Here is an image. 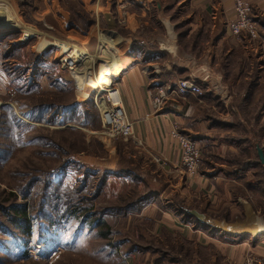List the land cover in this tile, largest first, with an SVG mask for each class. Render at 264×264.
Wrapping results in <instances>:
<instances>
[{"label":"rangeland","instance_id":"1","mask_svg":"<svg viewBox=\"0 0 264 264\" xmlns=\"http://www.w3.org/2000/svg\"><path fill=\"white\" fill-rule=\"evenodd\" d=\"M35 1L44 0H0L1 8L13 11L17 18L15 24L17 27H9L0 22V28L9 27L0 31L1 71L7 81L5 90L0 87V117L5 115L7 117L5 120L7 122L10 120L9 112L6 114V111L5 113L2 111L3 106L10 105L24 121L23 125L16 128L13 125L6 139L0 137V153L5 149L10 150L8 157L0 160V264H246L248 259L264 261L258 254L260 251H255L256 248L263 251L264 232L254 236L249 231L237 235L220 231L221 235L243 236L241 239H225L213 235V230L216 229L199 226L198 221L188 214L194 210L227 223L251 221L252 216L254 220L250 223L251 227H264V168L258 167L253 171L256 173L254 179L248 177L238 179L229 172H225L224 176L222 170L225 168V171L232 169L243 172L248 168H255L256 163L261 164L257 152L253 154L252 150L239 148L228 153L229 159H225V163L215 158L211 160L213 166L208 168L210 174L221 176L220 181L216 182L214 179L210 182L214 189L209 193L198 188H189L185 176L179 173H167L163 169L152 168L150 164L144 168L140 159L124 157L127 166L136 170V178L107 179L102 193L95 200L91 194L92 190L83 185L84 177L97 170H106L82 163L80 168H69L64 171L66 163L77 161V157L107 159L112 150L111 146L122 147L121 141L124 140L108 141L101 136L102 123L98 109L96 111L100 118L96 119L95 123L91 121V129L80 127L60 131L58 128H47L43 124H35L28 120L34 108L46 103L70 107L76 104L78 99L83 102V98L89 97L84 90L76 94L77 90H73V86L64 94L44 91V77L51 86L50 79L59 74H64L63 77L66 75L69 79L70 77L56 65L53 44L49 50L44 51L38 37L30 36L37 33L33 27L36 26L44 34H56L57 39L51 38V41L87 48L91 54L96 42V39H90L89 43H83L85 39L75 37V28L70 26L64 30L51 20V15L46 18V24L54 28L55 33L48 31L46 26L43 27L32 18ZM133 1L141 8L130 5ZM176 1L183 0H97L96 7L93 8L91 6L93 0L85 3L80 0H46L52 9L51 14L56 16L57 20H61L64 15L67 20L69 19L70 25L84 26L86 33L89 32L87 30L89 25L95 23V12L113 14L118 34L124 38L160 29L156 23L149 20L155 2L161 3L166 18L175 21L174 30L188 28L189 22L180 20L182 17L179 18L182 15L185 17L186 9L183 6L174 8ZM140 5H146L145 8H148ZM120 6L123 7L122 10ZM122 13L126 15L125 19L130 17L127 26L119 23V14ZM205 23L207 25V21ZM165 24L168 25V22ZM244 35L247 38L251 37L249 33ZM252 38L249 40H255ZM44 53H50L46 55L50 58H45ZM38 59L42 63L36 70L37 75L32 76L31 73L35 69L33 64ZM239 61L245 62L247 58L242 57ZM98 74H103V71L100 70ZM78 85L82 88L86 86L80 82ZM90 88L95 91V88ZM244 88L246 89L245 86ZM228 93L231 96L244 95L245 91L229 88ZM258 106L261 108L264 104ZM253 113L251 110L249 117L248 111L246 112L248 125H256L252 118ZM1 123L2 120L0 129ZM245 124L246 122L242 123ZM258 127L261 128H257V134L251 133V136H255L254 144L264 151V126ZM246 135L249 137L248 132ZM104 147H108V153L104 151ZM201 151L204 157L203 150ZM229 162L233 164L228 166ZM202 164L203 161L195 173L199 171L203 173L202 167L206 165ZM183 171L186 172L185 169ZM60 181L63 184L60 192L68 189L74 193L82 187L81 193L75 195L81 200L79 205H75L78 206L77 211H66L63 215V210H58L60 213L54 214L56 212L47 209L50 200L46 202V198L51 193L48 190L49 184H58ZM90 182L95 186L100 183L99 179ZM161 194L162 198H159ZM139 200H142L140 204L142 208L134 214L128 210L123 211L124 215L105 212L111 209L123 210L128 204ZM150 203L156 204L158 208L153 218L142 214ZM165 210H170L168 216L175 217L187 230L200 231L208 238L218 237L216 240L221 241L224 246L217 243L207 244L204 238L190 239L184 231L170 230L166 225L171 227L172 220L165 218L163 222L164 214L161 211ZM22 211H26L31 221L32 238L28 241L20 231L22 229L16 226L15 218ZM50 216L54 217V221L48 218ZM157 221L163 222L161 228H157ZM254 221L259 224H253ZM167 222L169 224H166ZM231 246L233 249L236 246L241 247L238 259L237 252L229 254ZM234 254L235 258L232 261Z\"/></svg>","mask_w":264,"mask_h":264},{"label":"crops","instance_id":"2","mask_svg":"<svg viewBox=\"0 0 264 264\" xmlns=\"http://www.w3.org/2000/svg\"><path fill=\"white\" fill-rule=\"evenodd\" d=\"M241 1L252 9V19L258 31L256 29L254 35L249 34V36L256 41L249 40L251 37L247 38L244 34L233 36L227 30L226 24L235 18L237 0L176 1L174 8L183 6L187 12L185 17L184 15L179 17H182L180 20L189 22L188 28L177 31L174 30L175 21L164 16L161 3L157 2L149 20L156 23L160 29H153L144 35L139 33L136 36L122 37L118 34L114 15L108 13L95 12V23L89 26L88 33L84 31L86 30L84 26L71 24V27L75 28V37L85 39L83 43L96 39L93 54L87 48L84 49L94 57L95 63L103 71L102 75L109 78L111 85L119 88L126 115L133 124L134 135L129 142L121 141L122 147L111 146L110 152L107 150L108 147H104V151L109 152L107 159L88 156L77 157L76 160L113 173L119 169L120 158L140 159L144 168L150 164L152 168L163 169L167 173H179L185 176L189 188H198L200 191L209 193L214 189L210 182L214 179L216 182L220 181L219 176H221H215V173L210 174L208 168L213 166L211 160L215 158L225 163V159H229L228 153L239 148L256 153L255 136H251V133L257 134V128H261L258 126H264V106L261 108L258 106L264 104V26L262 24L264 0ZM96 3L97 0H93L91 6L95 8ZM131 3L130 5L135 8H141L135 1ZM34 6L32 18L43 27L46 26L48 31L55 33L54 28L46 24V18L50 17L49 15L51 20L66 30L62 22L64 15L61 20H57V17L51 14L52 9L46 0L35 1ZM144 6L146 7V5L142 7ZM165 22H168V25ZM33 28L37 33L31 36L38 37L44 51L49 50L54 42L51 38L57 39L56 34H44L36 26ZM3 29L6 28H0V31ZM242 57L247 58V61L240 62ZM1 69L0 60V87L5 90L7 81ZM63 76L61 80L65 81L70 88L73 86V90H77L76 94L82 90L89 94L88 98H83V102L78 99L77 104H83L89 99L88 101L93 102L95 106L94 91L87 87L82 88L66 75ZM189 78L196 79L204 88L205 95L202 98L194 96L174 98L166 103L162 110L153 109L155 84L171 85ZM44 86V91H55L45 77ZM229 88L245 91V93L244 95L236 93L237 95L231 96L228 93ZM95 109L97 110L96 106ZM251 110L254 112L253 121H256L258 126L248 125L246 121V112L248 111L250 117ZM244 122L247 126L242 125ZM69 123L55 129L80 128L74 123ZM87 128L91 129V125L89 124ZM246 132L249 133V137ZM182 136L191 137L203 150L202 161L206 165L202 167L203 173L183 171L180 164V137ZM232 164L229 162L227 165ZM221 165L224 164L221 163ZM254 167L243 172L232 169L225 171L224 167L222 170L224 176L225 172H229L238 179L243 177L254 179L256 173L253 171L258 168ZM261 167L264 168V165ZM127 168L130 169L129 166ZM132 168L130 170L136 177V170ZM163 194L159 198H162ZM157 211L156 204L150 203L144 208L142 214L153 218ZM161 213L164 214L163 222L165 218L172 220L171 227L166 225L169 224L168 222L165 224L170 230L184 231L190 239L204 238L207 244L217 243L224 246L221 241L220 243L216 240L218 237L208 238L200 231L187 230L175 217L168 216V213H171L170 210L161 211ZM250 217L249 222L252 223L254 219ZM163 222L157 221V228H161ZM253 224L259 223L254 221ZM260 228L264 227L257 226V229ZM240 248L236 246L233 249L231 246L229 254L237 252L238 259ZM257 250L260 251L258 254L264 258V247L262 252L256 248L255 251ZM233 258L235 254L232 256V261Z\"/></svg>","mask_w":264,"mask_h":264},{"label":"built area","instance_id":"3","mask_svg":"<svg viewBox=\"0 0 264 264\" xmlns=\"http://www.w3.org/2000/svg\"><path fill=\"white\" fill-rule=\"evenodd\" d=\"M82 1L85 3V1L92 0ZM237 1L235 18L226 24L227 30L233 36H239L244 33L254 35L256 24L252 19V9L241 0ZM120 7L122 10L123 7ZM124 16H126L124 13L119 14V23L127 26V23H130V17L125 19L126 17ZM62 22L65 28L71 26L65 17L62 18ZM52 47L56 51L55 61L60 70L68 74L72 82L77 84L85 82V87L91 89L87 86V79L90 76H95L100 71V67L95 63L94 57L88 55L90 53L80 47L78 50L74 49L72 45L53 42ZM154 86L156 94L152 105L155 111L162 110L164 105L174 98H186L188 96L202 98L205 95L202 85L193 78L183 79L171 85L159 86V84H155ZM94 92V103L101 115V136L108 141L119 139L127 141L132 139L134 136L133 124L126 115L119 88L110 83ZM180 150L181 167L187 173L197 172L203 159L202 151L197 143L188 136H182L180 137ZM246 264H264V261L256 262L254 259H248Z\"/></svg>","mask_w":264,"mask_h":264},{"label":"trees","instance_id":"4","mask_svg":"<svg viewBox=\"0 0 264 264\" xmlns=\"http://www.w3.org/2000/svg\"><path fill=\"white\" fill-rule=\"evenodd\" d=\"M262 24L264 26V21H262ZM89 26H92V25H89ZM46 55H50V54L44 53L45 58H50V56L48 57ZM38 60H36L35 63L33 64L35 69L31 73L32 76L37 75L36 70L39 69V64L42 63L40 60L39 61ZM63 75L59 74L54 79H50L52 82L51 84L55 89V91H53L51 93L64 94L69 90L70 86L67 85L65 83V81L61 80ZM30 86H32V85H30ZM93 106H94L93 102H91V101H87L83 104H77L76 103L70 107L69 106H62V105H55L53 103H46L40 107L34 108L33 109L34 111L28 120L32 123H35V124H40V125L43 124L44 127H47V128L64 127L65 125H67L68 122H70L69 124L74 123V125L79 126V127H87L91 123V121L95 123V120L99 119L98 113ZM2 111L4 113L6 111V114L9 112V114H10V120L8 119V122L5 120V118H7V117H5V115L0 117L2 120L1 129H0L2 131L0 133V137L6 139L10 135L13 125L16 128V126L23 125L24 121L22 120L19 113H17L13 109V107H11L10 105L3 106ZM1 120H0V122H1ZM98 123L100 124L99 121H98ZM66 129H69V128H66ZM58 130L61 131L62 129H58ZM4 135H6V136H4ZM121 145L123 146V144H121ZM9 151L10 150H8V149L3 150L0 153V160L6 159L9 155ZM81 166H82V163H80L78 161H75L73 163L67 162L66 165L64 166V171H67L69 168H76V167L80 168ZM254 166L261 167V164L256 163ZM127 167L128 166H127L126 161L123 158H120L119 169L117 170V172L112 173L109 171L97 170L94 173H91L90 175L84 177V184L83 185L88 187V189L92 190V192H91L92 197L96 200L100 196V193H102L103 185H104L105 181H107V179H110L113 177H115V178L117 177V178H120L123 180L136 178L133 175V171H131ZM96 179H99V181H100L99 185H97V186L93 185V183L90 182V181H93ZM49 185L50 186L48 187V190L51 191V193L46 198V202H48V199L50 200V203L49 204L47 203L48 204V207H47L48 210H50L51 212H56L54 214L60 213V211L63 210V212H62L63 215L66 211H72V212L77 211L78 206H75V205L76 204L79 205L81 200L79 199V197L76 198L75 195L77 196L81 193L82 187L79 188V191L74 192V193L69 192L68 189H67V191L64 190L63 192H65V193L63 194V192H60V189L63 186L62 181H60L58 184L51 183ZM141 203H142V200H139V201H136L135 203L128 204V206L124 207L125 209H123V210H121V209L112 210L111 209L110 211H105V212L120 213L121 215H124L125 212H123V211L128 210L131 214H134L136 212H139V210L142 208V205H140ZM58 210H60V211H58ZM90 210L91 209H87V211H90ZM72 212H70V213H72ZM48 218L52 219L51 221H54L53 216H50ZM15 219L17 220V225H16L17 228L22 229L20 231L23 232V235L25 236V239L27 241L30 240L32 238V227H31V221L28 219L26 211L19 212ZM199 226H201V225H199ZM204 228L208 229V227H204ZM209 230H210V228H209ZM213 231H214V234H213L214 236L219 235L225 239L226 238H238V239L243 238V236L233 237L230 235H223V234L221 235L220 231H216V230H213Z\"/></svg>","mask_w":264,"mask_h":264},{"label":"water","instance_id":"5","mask_svg":"<svg viewBox=\"0 0 264 264\" xmlns=\"http://www.w3.org/2000/svg\"><path fill=\"white\" fill-rule=\"evenodd\" d=\"M257 154L261 164L264 165V151L260 147H257ZM188 214L191 218L197 220L200 225L216 229L223 233H229L233 235L234 234L237 235L240 233L244 234L245 232H248V230L252 228L249 221L247 222L236 221L233 223L232 222L227 223V221L226 222L217 221L206 214H201L194 210L189 211Z\"/></svg>","mask_w":264,"mask_h":264},{"label":"bare ground","instance_id":"6","mask_svg":"<svg viewBox=\"0 0 264 264\" xmlns=\"http://www.w3.org/2000/svg\"><path fill=\"white\" fill-rule=\"evenodd\" d=\"M1 7H2V5H0V22L9 26V27H17V25H15L17 23V21H16L17 18H16V15L14 14V12L9 10L8 8L2 9ZM9 27L6 29H9ZM72 47L76 50L79 49L75 45H72ZM88 55H90V54H88ZM91 65H92V63H91ZM118 68H120V66H118ZM107 78L108 77H105L102 74H96L95 76H90L87 79V86L93 87V88H95V91H97L99 88L103 87L104 85H109L111 83L109 81V78L108 79ZM80 83H83L84 85H86L85 82H80ZM248 231L252 235L257 236L260 233L264 232V228L257 229V227H254V228L252 227V229H250Z\"/></svg>","mask_w":264,"mask_h":264}]
</instances>
